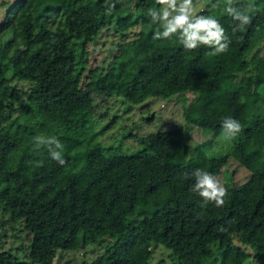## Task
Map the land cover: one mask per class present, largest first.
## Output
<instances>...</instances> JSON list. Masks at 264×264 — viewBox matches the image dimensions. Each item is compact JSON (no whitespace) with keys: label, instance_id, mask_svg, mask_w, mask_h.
<instances>
[{"label":"trees","instance_id":"16d2710c","mask_svg":"<svg viewBox=\"0 0 264 264\" xmlns=\"http://www.w3.org/2000/svg\"><path fill=\"white\" fill-rule=\"evenodd\" d=\"M143 1L116 3L111 15L105 9L115 0H13L5 10L0 210L30 235L25 259L0 249V264H52L57 250L95 242L101 251L90 264H152L153 246L169 251L172 264L264 262V51L248 58L257 42L264 45V0L235 35L226 0L207 11L231 37L225 53L210 56L203 46L187 51L176 37L154 40L146 21L105 66L88 68L87 42L105 27L123 32L142 23ZM11 82L29 85L25 97ZM184 92L193 96L182 111L187 123L218 132L230 116L242 125L229 150L211 157L216 166L233 158L246 172L242 182L225 187L222 207H200L194 181L183 175L199 167L171 160L173 131L139 137L137 151L107 155L96 139L102 128L92 115L94 94L138 103ZM41 134L64 144V165L33 150L32 138ZM41 159L44 166L35 167Z\"/></svg>","mask_w":264,"mask_h":264},{"label":"rangeland","instance_id":"374dc122","mask_svg":"<svg viewBox=\"0 0 264 264\" xmlns=\"http://www.w3.org/2000/svg\"><path fill=\"white\" fill-rule=\"evenodd\" d=\"M12 1L0 0V22ZM222 1L224 0H194L195 11L199 14L200 11L206 10V14H209L207 11L212 12ZM261 1L243 0L246 5L251 6H258ZM158 7L155 0H144L139 8L143 17L142 23L123 32L114 31L110 27L102 29L96 38L86 44L87 67L105 66L121 44L138 37V31L147 25L145 22H150V17L147 15L148 9ZM260 35V38L264 40V27ZM263 51L262 41L257 42L249 52L248 58L254 60ZM259 81L255 79L250 85L251 91H254ZM10 84L14 90L17 88L21 98L25 97L29 86L27 83L11 82ZM92 97L94 105L92 115L98 118L96 128L98 126L102 128L96 139L100 142L104 154L137 151L139 137L152 132L169 130L174 132V151L171 160L183 159L191 166L205 169L218 177L224 187L233 186L245 179L246 172L235 159H228L222 166H216L211 162V157L228 151L235 139L227 141L222 136V130L207 131L183 119V107L193 97L190 92L177 93L165 98L150 96L138 103H129L116 96L103 97L94 94ZM16 113L17 110L14 111V114ZM7 122L8 118H5L0 123V127ZM29 235L22 221L14 222L8 211L0 210V249L9 250L18 258L25 259ZM100 251L101 246L98 242L86 245L80 243L72 249L57 250L52 264H90L92 258ZM168 252L162 246H153L152 264H172ZM251 259V257L247 258L245 264H264L263 261Z\"/></svg>","mask_w":264,"mask_h":264},{"label":"clouds","instance_id":"9594fccd","mask_svg":"<svg viewBox=\"0 0 264 264\" xmlns=\"http://www.w3.org/2000/svg\"><path fill=\"white\" fill-rule=\"evenodd\" d=\"M116 3H123V0H115L114 3L107 4L106 15H111ZM158 8H149L147 15L150 23L154 26V40H170L176 37L187 51H192L200 47L211 49L210 56L225 53L231 44V37L225 27L214 15L197 14L194 0H155ZM260 9L253 6L248 9L239 5L234 0H226L224 12L231 17L234 22L231 25L232 34L241 32L251 23L252 13L259 12ZM222 136L225 140L235 139L242 132V125L239 120L232 117H224L221 120ZM33 150L39 152L45 150L48 158L64 165V144L55 135L45 136L43 134L34 136ZM35 167H43L44 160L33 161ZM185 179L194 181L191 191L202 198L200 207L206 208L210 203L216 207H222L225 203L227 189L218 177L212 173L196 168L191 172H185Z\"/></svg>","mask_w":264,"mask_h":264}]
</instances>
